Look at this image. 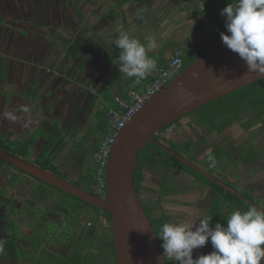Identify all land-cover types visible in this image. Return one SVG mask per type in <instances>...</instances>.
Here are the masks:
<instances>
[{"label": "crops", "instance_id": "obj_1", "mask_svg": "<svg viewBox=\"0 0 264 264\" xmlns=\"http://www.w3.org/2000/svg\"><path fill=\"white\" fill-rule=\"evenodd\" d=\"M53 1L25 0L26 5L37 6L31 11L34 13L30 19L37 20L35 28L20 30L25 35L18 31L17 35L24 40L16 38L7 41L6 46L0 42V132L13 141H35L31 159L50 148L47 155L57 171L72 178L82 188L92 187L86 182L87 154L82 151L80 140L89 130L96 128L97 113L107 100L115 103V98L125 96L129 88L144 85L151 74L136 83L134 77L120 73L116 65L120 49L115 45L119 32H125L142 43L145 36L153 37L158 46L149 51L148 56L156 60L157 66H162L177 49L183 52L185 58L201 49L196 47V42L203 31L202 12L199 0H68L60 12L53 9ZM59 1L63 5L66 0ZM202 1L209 5L211 12L217 11L222 4L220 0ZM9 2L5 6L12 14L9 20L13 19L18 24L28 19L26 12L29 10L18 6L22 0L11 2L14 8ZM210 17L220 26L225 22L221 14L216 18ZM0 18L6 22L2 15ZM44 20L47 24L43 23ZM61 39L62 42H59ZM92 117L94 124L87 126ZM259 125L244 130L247 137L252 138L251 141L260 140L259 134L264 130L258 129ZM242 144L241 141L235 147ZM256 164L264 166L263 155L257 157ZM0 176L6 182L2 189L4 195H9L14 189L7 185V181L13 183L16 178L20 180L15 188L17 191L21 185H27L28 189H39L40 186L37 181L10 167L0 166ZM243 181L252 185L245 191L251 200L264 207V173H250ZM39 190L51 194L48 207H55L53 202L59 195L47 185ZM171 200L177 213L176 218L171 215L173 219L169 223L188 222L197 226L199 220L205 218L207 200L214 208L220 203L219 223L222 225H226L227 217L233 211L245 212L250 208L232 201L225 194L217 193L211 197L204 188L190 194L183 192L172 196ZM192 204L195 209L190 215ZM14 212L11 209L10 213ZM83 213L72 222V230H78L79 235L96 215L90 208ZM166 214L170 213L166 211ZM8 216H12L8 219L21 224L15 216ZM216 223L213 220L211 225L214 227ZM92 241L90 235L84 238L87 244ZM212 251L209 241L204 247L194 250L193 258Z\"/></svg>", "mask_w": 264, "mask_h": 264}, {"label": "water", "instance_id": "obj_2", "mask_svg": "<svg viewBox=\"0 0 264 264\" xmlns=\"http://www.w3.org/2000/svg\"><path fill=\"white\" fill-rule=\"evenodd\" d=\"M222 32L229 34L226 29ZM263 78L264 75L248 71L245 62L223 44L219 34L202 55L148 99L127 121L109 156L105 197L98 196L2 147L0 159L109 212L117 264H168L167 258L163 257L161 241L134 184L133 173L137 167L139 152L148 143L165 148L155 136L166 125L210 101ZM172 153L179 160L216 181L189 160ZM224 188L250 205L264 209L239 190L228 185H224Z\"/></svg>", "mask_w": 264, "mask_h": 264}, {"label": "flooded vegetation", "instance_id": "obj_3", "mask_svg": "<svg viewBox=\"0 0 264 264\" xmlns=\"http://www.w3.org/2000/svg\"><path fill=\"white\" fill-rule=\"evenodd\" d=\"M227 103L228 102L225 101L224 109L215 105L217 112H213V109H211L213 107L209 106L203 108L201 106V108L199 107L168 124L169 126L166 125L161 132L155 136V139L165 147L161 148L159 146L163 150L160 162L154 165L151 163L150 158H148V161L146 160L145 164L141 167V172L143 174L141 183L136 189L145 211L146 209L150 210V208H152L151 210H153V207H158L160 211L165 213L168 211L170 214L167 215L171 218V215L176 218L177 210L175 203L171 200L172 196L182 194L183 192L190 194L197 191L199 188H204L210 193V196L213 197V195L217 193L223 194L221 190H226L224 185H228L239 191H246L252 188V185H247L244 181L242 182L243 178L245 179L250 173H264V166L256 164L257 157L264 156V132H260L259 130V141H254L255 139L251 141L252 138L247 137L244 132L245 129L241 126V121L246 120L248 117H244V119L234 124H226V121L230 117V109ZM237 123L239 126L236 128L240 133L236 135L235 131L237 129L233 131L232 127L237 125ZM168 127H170L169 131L166 130ZM257 128L264 130V123H260ZM233 133L236 139H232ZM94 137L99 138L100 134L95 133ZM241 141L243 144L236 148L235 145ZM172 152L189 160L216 181L209 179V177L203 175L195 168L179 160ZM209 155L214 157V167L210 166V161L208 159ZM250 155H254V157ZM173 158L181 163L175 161ZM184 165L193 169L196 173L190 171ZM200 176L207 178L210 183L208 184L203 181ZM0 179L2 181L0 192L3 193L4 190L2 189L5 188L4 185L6 186V182L3 181L1 176ZM19 182L20 180L16 178L13 183L19 184ZM9 186L14 187L12 185ZM144 194L147 196V199L143 198ZM206 204L205 218L210 219L214 207H211L210 200H207ZM51 208L47 207V219H43L44 222L41 223V225L36 227L37 222H34L30 228L28 227V234L32 231H37L40 234L39 237L33 238L41 241L39 248L33 252L34 258H36L33 264H72L68 255L77 246L79 248L81 247L80 249L83 256H85L84 254L87 252H93V261L96 262V264H117L116 254L115 257H113L112 252H99L95 247L101 240H108V238H105L106 233H108L106 230L108 229L106 227L107 221L104 217H100L101 225L104 227L101 228L100 233H102L103 236H96L97 231L95 230H99L100 225L94 221V217L90 219L91 221H89L87 225L85 224V228L81 229L82 233L79 235L77 234L78 230L75 229L69 232L67 229V226L72 228V222L67 220V216L63 217L62 213L50 211L49 209ZM194 209L195 205L192 204L190 212L188 211L190 215L193 213ZM61 217L63 218L60 223L52 230L45 233L43 230L45 222L48 224V219H51L53 223H56L59 222ZM43 218H45V215ZM47 224L45 228H50L52 225ZM67 232V237H63L62 234ZM88 235L93 239L90 244L84 242V238ZM33 238L27 236L26 239L21 241L20 245H23L25 248H30ZM32 258L33 257L22 255L18 264H30Z\"/></svg>", "mask_w": 264, "mask_h": 264}, {"label": "clouds", "instance_id": "obj_4", "mask_svg": "<svg viewBox=\"0 0 264 264\" xmlns=\"http://www.w3.org/2000/svg\"><path fill=\"white\" fill-rule=\"evenodd\" d=\"M227 33L221 32L223 44L245 62L247 70L264 75V0H236L221 10ZM144 43L119 32L115 45L120 49L116 64L121 74L145 79L157 68L148 52L157 48L156 40L145 36ZM182 71V70H181ZM180 71V72H181ZM179 72V73H180ZM210 166H215L209 155ZM195 226V227H194ZM159 239L163 257L173 264H261L264 260V209L251 206L247 211H233L226 225L201 218L196 223H164ZM210 241L213 251L193 258L195 249ZM4 241L0 240V250Z\"/></svg>", "mask_w": 264, "mask_h": 264}, {"label": "trees", "instance_id": "obj_5", "mask_svg": "<svg viewBox=\"0 0 264 264\" xmlns=\"http://www.w3.org/2000/svg\"><path fill=\"white\" fill-rule=\"evenodd\" d=\"M222 2V4L220 5V7L218 8L217 11H213L211 12V9H209V5L206 4V2H204L205 7L207 9V12L209 14V16H213V18H216L220 13L221 10L227 6L228 3H235L236 0H220ZM211 14V15H210ZM212 19V17H211ZM213 20V19H212ZM215 21V20H213ZM3 20L2 18H0V23H2ZM220 32H222L225 28V22L220 26ZM220 34V33H219ZM205 51V49H200L198 51H196L191 57H182L183 58V66H182V70L187 67L190 63H192L193 61H195L200 55H202V53ZM148 82V78L147 80H145L144 82ZM143 82V83H144ZM107 104L103 106L102 110L100 112L97 113V126L94 129L89 130L84 137L82 138V140H80V147L82 148V151L84 153L87 154V169L85 172V178H86V182L90 185H92L91 187H85L84 189L91 191V192H95L93 185H94V177H95V170H96V161L94 158V152L98 149V144L100 142V137H102V135L105 132V125L107 122V111L108 108L110 106H114L116 105V103L113 102V100H107ZM225 101H227L228 105H229V109H230V117L229 119L226 121V124H234L235 122L241 121L242 119H244V117H248L246 120L241 121V126L243 129L247 130L253 126H255L258 123H263L264 122V78L260 79L256 82L253 83H249L247 85H244L243 87L238 88L237 90H235L234 92L227 94L225 96H222L216 100L210 101L206 104H204L202 107H213L211 109H213V112H217L215 109V105L224 109L225 108ZM201 108V107H200ZM222 118V117H221ZM217 123V122H216ZM95 133H99L100 137L99 138H95L94 134ZM89 141L91 142L92 146L91 147H85L84 144ZM88 143V142H87ZM35 144V141H29V142H25V141H13L10 140L8 138H5V135L1 134L0 132V147L68 180V178H66V176H64L61 172H58L55 168V165L52 164L51 162V157L49 155H47L48 150L50 149H44L41 153H39L34 159H31V154L33 152V145ZM163 153V150L156 144L154 143H148L143 150H141L138 154V162H137V167L134 170L133 173V180H134V184L135 187L137 189V187L140 185L143 174L141 172V167L145 164L146 160L148 161V158H150V161L152 164L156 165L160 162L161 159V154ZM85 154V155H86ZM252 157H254V155H250ZM175 161L181 163L180 161H178L177 159L173 158ZM0 166H9L13 169H15L18 173L28 177V178H32L33 180L37 181L40 186L39 189L43 186H49L51 187L58 195L56 199H55V210H53V208L49 209L50 211L53 212H57V213H62L63 217L67 216V220L69 222H73L75 220H78V216H80L82 213V216L84 215V210L86 208H90L93 211L96 212V215L94 216V221H96L97 223H99L100 228L99 230H95L96 232V236H101L102 233H100L101 228L103 227V225H101L102 223L100 222V217H104L107 221V229L106 231H108V233H106V237L107 239H103L101 240L98 244L95 245V247L98 249L99 252L101 251H108V252H112L113 257H115V251H114V246H113V240H112V233H111V214L109 212H107L104 209H100L97 206H94L86 201H84L83 199L76 197L75 195H72L46 181H43L37 177H35L34 175H31L23 170H20L16 167H14L13 165L6 163L5 161L0 159ZM185 167H187L190 171L195 172L193 169L189 168L188 166L184 165ZM55 168V169H54ZM196 173V172H195ZM198 174V173H197ZM201 179L203 181H205L206 183H210L207 178L200 176ZM69 181V180H68ZM78 186H80L79 183L75 182V181H70ZM7 185H12L15 186V183H10L8 182ZM81 187V186H80ZM221 192H223V194L227 195L232 201L241 204L243 206H249L251 207L250 204H248L247 202L243 201L242 199H240L239 197H236L234 194L226 191V190H221ZM242 194H244L246 197L250 198V196L248 195V193H246L245 191L242 192ZM252 199V198H250ZM221 208V205L219 203V206L217 205L214 208V211L211 215V223L213 222V220H215L216 222H220V215H219V210ZM152 208H150V210L146 209V213L150 219V221L152 222L153 228L155 229L157 235L159 236L160 233V229L161 226L164 223H169L170 222V216L167 215L165 212L160 211L158 207H153V210H151ZM31 214H33V216H36L37 213L36 211H31ZM59 220V222L53 223L51 225L50 228H43V230L45 231V233H47L48 231L52 230L54 227L57 226L58 223H60V221L62 220V218ZM43 219H47V214L45 215V218ZM213 219V220H212ZM49 220L48 219V224H49ZM52 221V220H51ZM16 224H18L14 219H7L6 218V213H2L0 214V231L5 235L9 237V239L4 240L3 243V247L4 249L7 251V253L9 254L10 258L13 257V259L15 260V264H18V261L20 259V257L22 255L25 256H29V257H33L30 260V264H33L34 260L36 258H34L33 252L36 251L37 248H39L40 246V242L37 239H34L33 237H39V233L37 231H32L28 234L29 237L33 238L32 243L30 244V248H25L23 247V245L21 244V241H23L24 239H26L27 236L23 235L22 232H20V230L16 227ZM104 228V227H103ZM44 233V234H45ZM93 233V232H92ZM91 233V234H92ZM68 232L62 234L63 237H67ZM103 236V235H102ZM2 237H0L1 239ZM162 244V241H161ZM81 248V247H80ZM78 246L72 250L69 255L68 258L70 259L72 264H96V262L93 261V252H87L85 253L83 256L82 255V251ZM96 256V255H95ZM41 260V259H39ZM41 262H43L41 260ZM168 264H173L172 261H169L167 259ZM1 264V262H0ZM115 264V263H114Z\"/></svg>", "mask_w": 264, "mask_h": 264}, {"label": "built area", "instance_id": "obj_6", "mask_svg": "<svg viewBox=\"0 0 264 264\" xmlns=\"http://www.w3.org/2000/svg\"><path fill=\"white\" fill-rule=\"evenodd\" d=\"M199 9L202 12L203 31L201 38L196 42V47L206 49L218 37L221 27L219 23L211 19L202 0H199ZM182 57L183 52L179 49L175 50L164 65L157 66L156 70L151 72L148 82L139 87L129 88L125 96L115 98L116 105L108 108L105 132L100 139L98 149L94 152L96 170L93 188L98 196L105 197L107 193L106 167L112 147L121 130L148 99L159 92L182 70ZM169 129L170 127L166 130L169 131Z\"/></svg>", "mask_w": 264, "mask_h": 264}, {"label": "rangeland", "instance_id": "obj_7", "mask_svg": "<svg viewBox=\"0 0 264 264\" xmlns=\"http://www.w3.org/2000/svg\"><path fill=\"white\" fill-rule=\"evenodd\" d=\"M9 0H0V3H2V6L0 4V15L3 16V18L6 20V22H2L0 23V42L5 46L7 44V41H12L16 38H20L24 40V37H22L21 35H25L26 33H22L20 30L22 29H26L28 30H32L33 28H35V24L37 21L36 19H31L32 10L37 9V6L35 7H30L31 4H25V0H22V3H19L18 6L22 7L24 6L25 9H28L29 11L26 12V15L29 16L28 19H26L24 22H20V23H16L13 19L9 20L10 16L12 15L11 13L8 12V10L5 8L7 2ZM11 2H14L15 0H10ZM21 1V0H19ZM10 3V6H13ZM68 2V0H66L65 2L62 3L57 0V1H53V9L56 11H61V9L63 10V7L65 8L66 3ZM29 6V8H28ZM42 7H44L43 5H41ZM47 7V6H45ZM14 8V6H13ZM16 10V9H15ZM43 23L47 24V22L44 20ZM18 31L21 35H17ZM62 38V37H61ZM59 42H62V39L59 40ZM0 43V46H2V44ZM14 45V43H12V46ZM21 45V44H20ZM0 53H2V49L0 48ZM1 57V56H0ZM66 111V110H65ZM88 124L87 126L93 125L95 122V119L92 117L90 119V121H87ZM264 123V122H263ZM239 126V124L237 123V125L233 126V131H235V129H237L236 127ZM239 132V130L237 129L235 131V134L237 135ZM232 139H236V137L234 136V133L232 135ZM72 145V143H69ZM88 147H91L92 144L91 142L88 141L87 143ZM9 167V166H6ZM11 168V167H10ZM60 172V171H58ZM64 174V173H62ZM64 176H66L64 174ZM68 178L69 181H74L72 178L70 177H66ZM1 179H0V185H1ZM76 182V181H75ZM16 186H18V184H15L14 189H12L10 191V194L13 195H4V193L0 192V214L2 213H6V218H11L12 216H8V214H11L13 216H15V218L21 222V224H16V227L20 230V232H22L23 235L28 236V230L31 227L32 223L37 222L36 223V227H38V225H41V223H43V216L46 215L47 212V207L51 201V198L49 195H51L50 193H47V191H42L37 189L36 187H30L29 189L27 188V185H21V187L17 190H15ZM5 187V185H4ZM28 190H31V192L29 193ZM49 192V191H48ZM13 196V198H12ZM48 198L50 200H48ZM144 199H147V196L144 194L143 195ZM11 209H14L15 212L14 213H10ZM32 210H35L37 215L33 216V214H31L30 212ZM8 213V214H7ZM45 213V214H44ZM89 217V216H88ZM47 223L45 222V225ZM49 224H53V222L51 220H49ZM29 227V228H28ZM73 228V227H72ZM72 228H70L69 226H67V229L69 230V232L72 231ZM0 237H2L0 240H7L9 239L8 235L4 237V234L0 231ZM76 242V241H75ZM0 262L1 264H15V260L13 259V257L10 258L9 254L7 253V251L4 249V247L2 246V250H0Z\"/></svg>", "mask_w": 264, "mask_h": 264}]
</instances>
